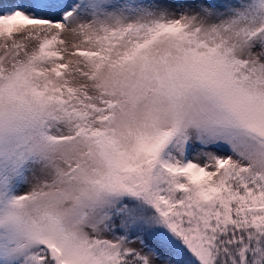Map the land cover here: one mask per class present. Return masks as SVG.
Listing matches in <instances>:
<instances>
[{"label": "snow or ice", "instance_id": "obj_1", "mask_svg": "<svg viewBox=\"0 0 264 264\" xmlns=\"http://www.w3.org/2000/svg\"><path fill=\"white\" fill-rule=\"evenodd\" d=\"M0 264H264V0H0Z\"/></svg>", "mask_w": 264, "mask_h": 264}]
</instances>
